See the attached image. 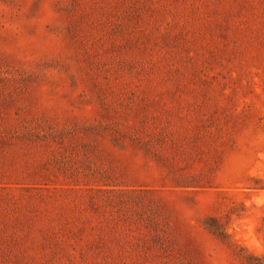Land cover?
Wrapping results in <instances>:
<instances>
[{
    "label": "rangeland",
    "instance_id": "1",
    "mask_svg": "<svg viewBox=\"0 0 264 264\" xmlns=\"http://www.w3.org/2000/svg\"><path fill=\"white\" fill-rule=\"evenodd\" d=\"M38 175L137 201L79 241L0 191V264H240L209 218L264 256V0H0V184Z\"/></svg>",
    "mask_w": 264,
    "mask_h": 264
},
{
    "label": "trees",
    "instance_id": "2",
    "mask_svg": "<svg viewBox=\"0 0 264 264\" xmlns=\"http://www.w3.org/2000/svg\"><path fill=\"white\" fill-rule=\"evenodd\" d=\"M63 177L65 181L58 180L55 175H38V178L35 180H22L19 183H15L18 188H13L6 184H0V191H5L7 193L15 190H23L25 192L34 191L36 192L35 196L40 203L49 202L55 206V203L62 202L60 206L62 209L69 208L73 214H78L79 217L70 223L65 222L59 225V230L64 232L66 230L69 236L80 233L82 237L78 238L79 241L89 240V236L93 230L89 221L92 213L117 214L121 212L122 206L126 203L127 198H129L132 203L137 201L136 196H127L126 192L119 189H113L116 185H109L105 181L94 179L92 182H89L83 180L80 181L79 179H70L68 176L65 177V175ZM197 182L198 181L193 180L191 183L189 182L186 187L204 188L211 187L212 185L211 179L203 180L201 186H198ZM79 193L84 194L80 195ZM138 204L141 206L144 205L143 203ZM202 226L210 234L218 238L221 243L230 247L238 258L240 264H264V256L255 255L246 249L231 243V241H227L228 235L226 231L215 219H207Z\"/></svg>",
    "mask_w": 264,
    "mask_h": 264
}]
</instances>
